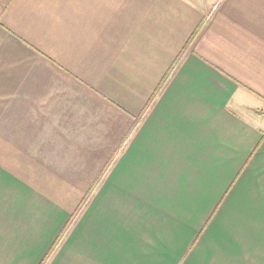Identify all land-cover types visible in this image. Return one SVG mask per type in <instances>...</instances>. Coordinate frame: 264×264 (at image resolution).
I'll use <instances>...</instances> for the list:
<instances>
[{"label":"crops","instance_id":"crops-1","mask_svg":"<svg viewBox=\"0 0 264 264\" xmlns=\"http://www.w3.org/2000/svg\"><path fill=\"white\" fill-rule=\"evenodd\" d=\"M0 264H264V0H0Z\"/></svg>","mask_w":264,"mask_h":264}]
</instances>
